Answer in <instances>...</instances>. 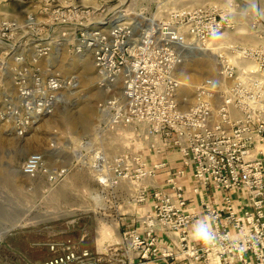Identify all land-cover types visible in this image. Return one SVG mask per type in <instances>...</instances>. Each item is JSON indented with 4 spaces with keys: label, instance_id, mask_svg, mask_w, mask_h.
I'll return each instance as SVG.
<instances>
[{
    "label": "built area",
    "instance_id": "obj_1",
    "mask_svg": "<svg viewBox=\"0 0 264 264\" xmlns=\"http://www.w3.org/2000/svg\"><path fill=\"white\" fill-rule=\"evenodd\" d=\"M15 25L3 21L2 35L12 34ZM76 25H80L77 52L94 53L104 80L100 85L121 77L120 96L99 104L102 120L132 126L146 142L160 137L162 147L177 148L184 165L193 169L194 191L214 186L223 192L224 203L203 202L212 219L206 226L210 239L195 242L190 226L197 214L186 209L188 200L178 177L182 170L168 179L170 190L154 189V210L144 215L142 230L132 227L123 232L124 246L99 253L72 238L55 239L48 244L50 256L40 264H150L174 258V251L159 247L160 230L176 236L189 264H264V46L220 49L216 75L205 76L196 85L194 103L186 106L177 69L184 54L232 26L217 8H174L163 19L123 8L104 20ZM58 75L40 85V96L24 90L32 116L53 110L59 92L70 83ZM29 121H21L23 129ZM135 159L133 173L122 167L119 174L135 178L138 188L165 167L164 162L150 167L140 153ZM44 162L42 152H33L22 171L33 175ZM140 189L138 200L145 201L148 183ZM233 191L248 193L243 208L238 209Z\"/></svg>",
    "mask_w": 264,
    "mask_h": 264
},
{
    "label": "rangeland",
    "instance_id": "obj_2",
    "mask_svg": "<svg viewBox=\"0 0 264 264\" xmlns=\"http://www.w3.org/2000/svg\"><path fill=\"white\" fill-rule=\"evenodd\" d=\"M199 5L217 8L232 26L184 54L177 75L188 61L197 65L201 51L214 62L198 73L195 85L216 75L219 51L264 46V0H0V24H16L9 36L0 30V264H40L55 239L72 238L99 253L124 246L127 229L119 212L127 202L145 201L132 196H140L138 181L119 170L133 173L146 141L132 126L102 120L99 104L120 96L121 77L100 85L94 53L77 52L76 24L123 8L163 19L174 8ZM54 73L70 83L51 112L32 116L24 90L40 96V85ZM195 90L188 97L180 90L186 106L194 103ZM22 120H30L24 129ZM37 151L44 166L24 174V162Z\"/></svg>",
    "mask_w": 264,
    "mask_h": 264
},
{
    "label": "crops",
    "instance_id": "obj_3",
    "mask_svg": "<svg viewBox=\"0 0 264 264\" xmlns=\"http://www.w3.org/2000/svg\"><path fill=\"white\" fill-rule=\"evenodd\" d=\"M163 142L162 138L152 136L148 142H145L140 146L139 153L142 156V159L147 162L150 167L161 162L165 163V167L158 169L155 176L148 178L149 190L146 192V200L144 203L141 204L137 201L130 202V204L127 202L125 204L127 207L122 208L121 212H119L120 225L122 226V229L137 227L142 230L144 228V215L154 210V189L163 188L165 190H170L168 179L183 170L184 172L178 177L179 181L184 186L185 195L188 200L186 209L189 212L197 214V218L190 226L191 238L193 239V234L201 225L207 226L212 222V219L209 217L203 206V202H209L214 206H222L224 203L223 192L214 186L200 192H195L194 187L196 181L193 169L184 165L183 158L177 148L173 146H167L164 148L162 147ZM158 149L161 150L159 151ZM143 184L144 183L141 184L140 188ZM232 197L234 198L238 209L243 208L249 200L248 193L245 191L241 193L233 191ZM193 240L200 244L201 240ZM157 243L161 249L167 248L168 250L174 251L177 255L174 258L157 260L150 264H189V259L180 252L174 234H168L163 230L158 231Z\"/></svg>",
    "mask_w": 264,
    "mask_h": 264
},
{
    "label": "bare ground",
    "instance_id": "obj_4",
    "mask_svg": "<svg viewBox=\"0 0 264 264\" xmlns=\"http://www.w3.org/2000/svg\"><path fill=\"white\" fill-rule=\"evenodd\" d=\"M200 54H201V57H199L200 60L196 63L197 65H195V63L193 62L188 61L187 63L184 64V66H182V68L180 69V72L177 75L178 78H180V80L182 81L181 92L183 95H186L187 97L189 96L191 91L193 92V90H195V87H196L195 81L198 77V73L203 69H211L214 65V62L209 58L208 55H206L204 51H201ZM178 69H177V72H178ZM119 138L121 137L119 136ZM132 196L139 197L137 192L132 193Z\"/></svg>",
    "mask_w": 264,
    "mask_h": 264
},
{
    "label": "clouds",
    "instance_id": "obj_5",
    "mask_svg": "<svg viewBox=\"0 0 264 264\" xmlns=\"http://www.w3.org/2000/svg\"><path fill=\"white\" fill-rule=\"evenodd\" d=\"M193 239L202 240L207 243L210 239L209 232L206 226L201 225L197 231L193 234Z\"/></svg>",
    "mask_w": 264,
    "mask_h": 264
}]
</instances>
